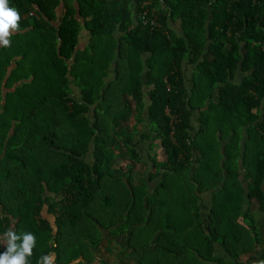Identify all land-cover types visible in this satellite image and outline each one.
Listing matches in <instances>:
<instances>
[{
  "label": "trees",
  "instance_id": "obj_1",
  "mask_svg": "<svg viewBox=\"0 0 264 264\" xmlns=\"http://www.w3.org/2000/svg\"><path fill=\"white\" fill-rule=\"evenodd\" d=\"M9 7L21 20L0 46V235L35 234L29 264H92L113 243L104 230L130 231L141 264L264 260V0ZM157 141L165 160L141 158ZM138 164L162 177L149 197ZM195 169L199 190H217L206 221Z\"/></svg>",
  "mask_w": 264,
  "mask_h": 264
},
{
  "label": "crops",
  "instance_id": "obj_2",
  "mask_svg": "<svg viewBox=\"0 0 264 264\" xmlns=\"http://www.w3.org/2000/svg\"><path fill=\"white\" fill-rule=\"evenodd\" d=\"M145 118L147 117L145 116ZM145 125L146 127H148L147 121H145ZM142 126L143 124L139 126L140 129L148 131V128H143ZM155 146L163 150L162 147L160 146V141H157L156 143H154L153 146H149L147 143L140 144L139 147L137 148L144 150L142 152L144 154L141 155V158H144V160L145 158H148V159H150V157L154 158V156L158 158V155H155L153 152V148ZM196 160H197V155L195 154L193 156V162H196ZM148 167H149V170L146 171L147 167H145L146 169L144 170L142 174H144V176H146L147 174L146 180L148 182V187H149V194H148V197H149L153 194L155 185L158 183L159 179L162 177H160L159 179L153 182H149L150 181L149 177L152 172L151 170H153V168H151L150 166ZM195 173H196V169L193 171L191 178L189 177V181H190L191 186L196 188L195 194L198 197L197 205L199 206L200 213L202 214V216L204 217V220L206 221L208 219V214L212 210V207L214 204V193L217 192V190H213V189H209L208 191L199 190V187L201 185H199V183H197V181L195 180L194 178ZM255 218H256V222L260 224V216L258 217V215L255 214ZM206 226L207 224L205 223L204 228H206ZM259 226L261 227L257 233L260 235L262 242L259 245L256 244V249L260 252H263L264 251V229L262 227V224H260ZM103 233L106 238L113 237L112 238L113 243L107 248L105 247L101 249L100 255H98V260H95L94 263L92 264H96L97 262L104 261V260H109V264H141L140 261L145 251H137L130 245V236H131L130 231L128 235H118V236H111L110 235L111 232L109 230L108 231L104 230ZM256 256L255 257L253 256L254 258L250 259L249 256L245 255L241 258L242 259L241 261L249 263V264H258L259 258ZM214 257L217 259L219 258V259L225 260L227 263L233 262V259L229 257V255L224 251L222 246H220L219 244L215 246Z\"/></svg>",
  "mask_w": 264,
  "mask_h": 264
},
{
  "label": "clouds",
  "instance_id": "obj_3",
  "mask_svg": "<svg viewBox=\"0 0 264 264\" xmlns=\"http://www.w3.org/2000/svg\"><path fill=\"white\" fill-rule=\"evenodd\" d=\"M21 15L16 8L9 7V0H0V46L10 47V37L19 30ZM37 238L31 232L17 234L10 228L0 235V245L6 250L0 253V264H29ZM55 253H46L39 257L37 264H55ZM264 264V260L258 262Z\"/></svg>",
  "mask_w": 264,
  "mask_h": 264
},
{
  "label": "rangeland",
  "instance_id": "obj_4",
  "mask_svg": "<svg viewBox=\"0 0 264 264\" xmlns=\"http://www.w3.org/2000/svg\"><path fill=\"white\" fill-rule=\"evenodd\" d=\"M81 39L82 40H84L85 39V37H84V35H82L81 36ZM87 41V40H86ZM10 71V68L8 69V72ZM13 87H15V86H13ZM143 128H145V126L143 125L142 126ZM138 151H139V154L140 155H143L144 153H142L144 150L143 149H138ZM153 152H154V154L155 155H158V158L157 157H155L154 156V159H158L160 162L161 161H164L165 160V153H164V151L163 150H161L159 147H154L153 148ZM130 155V154H129ZM89 161H90V158H89ZM129 163H133V161H132V158H131V156H127V159L126 160H124L123 161V167L125 168L124 170H130L129 168H130V166L131 165H129ZM133 166H134V163H133ZM137 168H136V170L137 171H139V173L140 174H142L143 172H144V170H145V166H143L142 164H138V165H135ZM143 177H144V180H145V182H147V180H146V177H147V174H146V176H144V175H142ZM200 175H197V177H199ZM150 182V181H149ZM179 184H182L183 185V191L184 192H186L185 190L187 189L188 190V188H189V185L187 184V182H185L184 180H181V181H179ZM171 210H177V208H175V207H172L171 206ZM50 217V216H49ZM259 217V216H258ZM260 217H261V215H260ZM50 219H52L51 217H50ZM53 220V219H52ZM107 235V234H106ZM211 263H213V264H217V263H215V262H211Z\"/></svg>",
  "mask_w": 264,
  "mask_h": 264
},
{
  "label": "built area",
  "instance_id": "obj_5",
  "mask_svg": "<svg viewBox=\"0 0 264 264\" xmlns=\"http://www.w3.org/2000/svg\"><path fill=\"white\" fill-rule=\"evenodd\" d=\"M153 17L156 18V15H154ZM141 20H142L143 25H148V24H151L152 26L157 25L156 19H153L150 21L148 18H146L145 13L141 15Z\"/></svg>",
  "mask_w": 264,
  "mask_h": 264
}]
</instances>
